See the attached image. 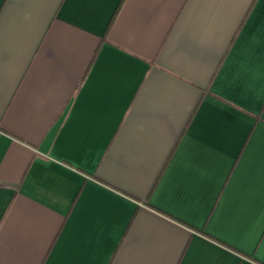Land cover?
Here are the masks:
<instances>
[{
  "label": "crops",
  "instance_id": "0c3cea01",
  "mask_svg": "<svg viewBox=\"0 0 264 264\" xmlns=\"http://www.w3.org/2000/svg\"><path fill=\"white\" fill-rule=\"evenodd\" d=\"M0 264H264V0H0Z\"/></svg>",
  "mask_w": 264,
  "mask_h": 264
}]
</instances>
